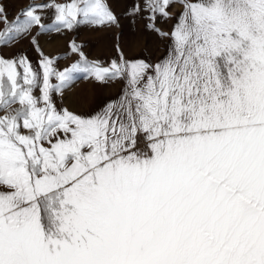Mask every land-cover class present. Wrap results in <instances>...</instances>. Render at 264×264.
I'll list each match as a JSON object with an SVG mask.
<instances>
[{
	"label": "snow or ice",
	"instance_id": "6c2138e0",
	"mask_svg": "<svg viewBox=\"0 0 264 264\" xmlns=\"http://www.w3.org/2000/svg\"><path fill=\"white\" fill-rule=\"evenodd\" d=\"M143 13L161 58L117 43L90 59L72 40L60 69L38 37L118 27L110 0H32L11 19L0 5V49L26 39L39 56L0 55V264H264V0ZM81 77L120 92L58 104Z\"/></svg>",
	"mask_w": 264,
	"mask_h": 264
},
{
	"label": "rangeland",
	"instance_id": "374dc122",
	"mask_svg": "<svg viewBox=\"0 0 264 264\" xmlns=\"http://www.w3.org/2000/svg\"><path fill=\"white\" fill-rule=\"evenodd\" d=\"M32 0H0L9 18H13L20 9L26 7ZM111 7L119 18V26L107 30H94L88 26H80L75 31L62 34H43L38 37L41 48L46 55L60 57L57 67L63 69L75 62L76 56L70 54L69 42L75 40L83 45V51L90 59L110 62L117 57L115 45L118 43L127 58H143L156 61L166 54V41L147 27V13L132 15L130 10L136 3L143 0H110ZM51 22L49 17L45 23ZM157 27L168 29L169 23L157 20ZM26 51L34 65L38 64V53L28 40H21L14 46L0 49V55L11 56L18 51ZM55 82V81H53ZM121 84H100L92 79H77L71 87L64 90L57 103L76 112H88L103 106L107 101L118 96ZM36 94L39 95L37 89Z\"/></svg>",
	"mask_w": 264,
	"mask_h": 264
}]
</instances>
